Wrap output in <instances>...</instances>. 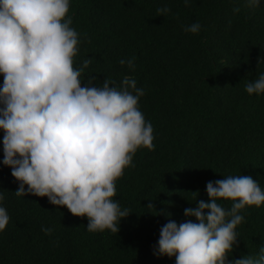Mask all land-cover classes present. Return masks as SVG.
<instances>
[{"label":"trees","instance_id":"trees-1","mask_svg":"<svg viewBox=\"0 0 264 264\" xmlns=\"http://www.w3.org/2000/svg\"><path fill=\"white\" fill-rule=\"evenodd\" d=\"M67 15L81 40L74 67L92 60L84 83L94 76L99 87L107 77L118 86L131 75L144 89L139 106L155 149H138L135 166L116 181L114 199L130 212L120 231L92 233L87 217L66 206L15 195L0 130V191L10 216L0 232V264H175V257L154 255L160 228L195 222L184 209L209 200V181L251 175L264 190V95L245 91L264 73V0L256 8L247 0H71ZM194 22L197 34L184 31ZM133 57L134 72L120 64ZM242 215L230 260L256 257L264 246V206Z\"/></svg>","mask_w":264,"mask_h":264},{"label":"clouds","instance_id":"clouds-1","mask_svg":"<svg viewBox=\"0 0 264 264\" xmlns=\"http://www.w3.org/2000/svg\"><path fill=\"white\" fill-rule=\"evenodd\" d=\"M183 2L190 5V0ZM247 4L256 8L261 0ZM70 5L71 0H0L2 164L18 182L17 197H47L74 216L87 217L89 232L118 233L130 212L114 199L116 181L135 166L138 149H155L154 129L140 110L144 89L131 75L118 86L107 77L99 87L94 76L83 82L92 60L74 67L81 40L67 15ZM200 29L198 22L184 27L193 34ZM120 64L135 71L134 57ZM245 91L264 95V73ZM206 192L207 202L197 199L196 207L184 209L195 222L169 220L160 228L154 255L175 257V264H264V246L256 257L229 259L238 245L243 210L264 206L260 183L251 175H229L209 181ZM4 200L0 191V232L10 221Z\"/></svg>","mask_w":264,"mask_h":264}]
</instances>
